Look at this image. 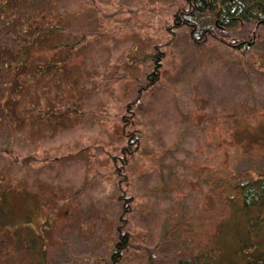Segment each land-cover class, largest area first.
I'll return each mask as SVG.
<instances>
[{
  "label": "rangeland",
  "instance_id": "1",
  "mask_svg": "<svg viewBox=\"0 0 264 264\" xmlns=\"http://www.w3.org/2000/svg\"><path fill=\"white\" fill-rule=\"evenodd\" d=\"M184 4L15 0L21 15L47 9L68 23L55 39L73 45L50 54L67 64L48 97L74 106L44 125L31 109L39 89L28 67L12 69L20 50L32 52L0 37V95L28 88L0 100V264H111L119 228L131 236L116 264H177L235 234L223 170L264 172V25L227 29L229 40L255 32L247 48L196 43L186 25L168 29ZM8 12L0 8L3 19ZM157 46L161 77L149 84ZM132 129L141 141L121 170L114 155ZM122 188L131 196L125 217Z\"/></svg>",
  "mask_w": 264,
  "mask_h": 264
},
{
  "label": "trees",
  "instance_id": "2",
  "mask_svg": "<svg viewBox=\"0 0 264 264\" xmlns=\"http://www.w3.org/2000/svg\"><path fill=\"white\" fill-rule=\"evenodd\" d=\"M49 5V3L46 4L45 8L49 9ZM0 8L4 11L9 10L6 19H3L4 14H0V37L8 36L9 40H15L18 43L16 46L19 49L25 48L29 55L32 52V56H25V52L22 53L20 50L15 57L22 56L21 59H23L17 60L12 69L16 72L19 65L25 64L29 72L28 81L32 82L33 80L37 83L35 86L39 89L38 94L35 99L30 98V100L32 99L33 113L39 116L44 125L61 123V120L74 105L66 101L51 99L48 96L53 88V85L51 86L54 81L53 73L61 81V71H65L64 65L67 63L56 59L55 54L51 59L49 58L51 52L61 49L68 50L73 45L64 39H55L57 38L56 34L67 27L68 23L66 24L64 21L63 15H53L47 9H44L40 14L21 15L19 12L13 11L15 0H0ZM56 17L60 18L56 19ZM241 22H254L255 29L264 25V0H185L184 6L180 7L175 14L173 25H170L168 29L173 30V27L186 25L191 38L196 43H202L213 37L230 43L234 42L236 44L234 46L247 48L253 45L255 32L248 39H227V29L237 26ZM43 44H51L50 52L45 48L42 49ZM37 50L39 51L38 55L34 57V52ZM157 50L158 46L155 53L151 55L154 65L147 74L149 84L155 83L161 77L163 52H157ZM68 83H70L68 87L74 88L75 82L68 81ZM24 89L16 90L18 94L15 97L13 89L10 94L7 89L0 95V100L6 102L5 98L8 97V101L15 102L20 94L27 92L28 88L24 87ZM43 90L47 91V98L40 97L41 94L44 95ZM139 98L140 95L127 105L128 114L124 117L134 115L132 106ZM5 114L8 115L6 109ZM19 116H23V114ZM126 135L128 137L127 144L122 148L120 155H114L119 159L120 163L117 162V166L121 170L134 156L141 141L140 130H128ZM223 172L226 173V177L230 181L225 188L227 193L224 199L226 208L233 219L229 224H234L238 229L235 230V234L223 232V241L219 242L218 246L202 245L197 249L194 248V253L180 258L177 264H264V172L251 169H247L245 173L227 170H223ZM119 198L123 202V216L124 211L130 208L131 196L126 195L125 189L122 188ZM242 217L246 220L243 221ZM119 230L121 231L120 237L112 254L111 264H116L123 251L130 245V231L127 228H119ZM36 241L39 240L36 239ZM34 243L35 239L22 246L29 247Z\"/></svg>",
  "mask_w": 264,
  "mask_h": 264
}]
</instances>
